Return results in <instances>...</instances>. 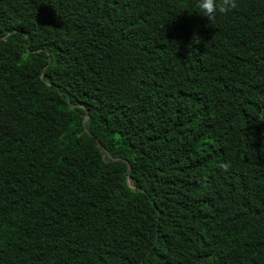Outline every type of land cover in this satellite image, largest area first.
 <instances>
[{
	"label": "trees",
	"instance_id": "1",
	"mask_svg": "<svg viewBox=\"0 0 264 264\" xmlns=\"http://www.w3.org/2000/svg\"><path fill=\"white\" fill-rule=\"evenodd\" d=\"M0 264H264V0H0Z\"/></svg>",
	"mask_w": 264,
	"mask_h": 264
},
{
	"label": "clouds",
	"instance_id": "2",
	"mask_svg": "<svg viewBox=\"0 0 264 264\" xmlns=\"http://www.w3.org/2000/svg\"><path fill=\"white\" fill-rule=\"evenodd\" d=\"M197 12L213 21L218 15H225L236 7V0H195Z\"/></svg>",
	"mask_w": 264,
	"mask_h": 264
}]
</instances>
